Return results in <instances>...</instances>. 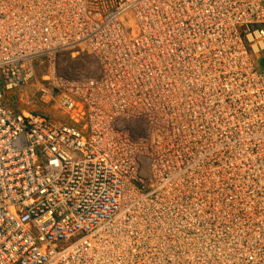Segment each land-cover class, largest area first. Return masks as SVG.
<instances>
[{
	"label": "built area",
	"instance_id": "built-area-1",
	"mask_svg": "<svg viewBox=\"0 0 264 264\" xmlns=\"http://www.w3.org/2000/svg\"><path fill=\"white\" fill-rule=\"evenodd\" d=\"M68 1L0 0V264H264V0Z\"/></svg>",
	"mask_w": 264,
	"mask_h": 264
},
{
	"label": "rangeland",
	"instance_id": "rangeland-1",
	"mask_svg": "<svg viewBox=\"0 0 264 264\" xmlns=\"http://www.w3.org/2000/svg\"><path fill=\"white\" fill-rule=\"evenodd\" d=\"M34 64L37 67L38 73H42L44 67H38L37 61L34 62ZM59 65L61 66V69L68 70L69 72H75L80 71L87 73L89 72V68L91 66V59H89L88 56L85 54H72L71 53H64L59 57ZM3 91V90H2ZM5 93V92H4ZM6 98L8 99V102H13L14 106L18 107V110H33L35 112H46V107H41L38 100L39 95L36 92L35 87L27 85L23 86L18 90L12 91V92H6ZM21 99L23 101H21ZM23 102H26L27 104H23ZM50 114L54 116L56 115V118L65 121L63 118V114L61 112L56 111H48Z\"/></svg>",
	"mask_w": 264,
	"mask_h": 264
},
{
	"label": "water",
	"instance_id": "water-1",
	"mask_svg": "<svg viewBox=\"0 0 264 264\" xmlns=\"http://www.w3.org/2000/svg\"><path fill=\"white\" fill-rule=\"evenodd\" d=\"M258 65H259V68H261L264 71V60H260Z\"/></svg>",
	"mask_w": 264,
	"mask_h": 264
},
{
	"label": "bare ground",
	"instance_id": "bare-ground-1",
	"mask_svg": "<svg viewBox=\"0 0 264 264\" xmlns=\"http://www.w3.org/2000/svg\"><path fill=\"white\" fill-rule=\"evenodd\" d=\"M67 1H68V0H67ZM68 2L70 3V1H68ZM66 14L71 15L69 11H68ZM71 16H72L73 18H75V17H76V14H72Z\"/></svg>",
	"mask_w": 264,
	"mask_h": 264
}]
</instances>
